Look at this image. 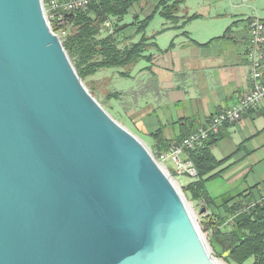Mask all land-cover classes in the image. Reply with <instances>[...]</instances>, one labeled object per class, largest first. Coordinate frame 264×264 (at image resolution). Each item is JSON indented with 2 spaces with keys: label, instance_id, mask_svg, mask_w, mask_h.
Instances as JSON below:
<instances>
[{
  "label": "water",
  "instance_id": "obj_1",
  "mask_svg": "<svg viewBox=\"0 0 264 264\" xmlns=\"http://www.w3.org/2000/svg\"><path fill=\"white\" fill-rule=\"evenodd\" d=\"M217 260L148 145L87 89L43 1L0 0V264Z\"/></svg>",
  "mask_w": 264,
  "mask_h": 264
},
{
  "label": "crops",
  "instance_id": "obj_2",
  "mask_svg": "<svg viewBox=\"0 0 264 264\" xmlns=\"http://www.w3.org/2000/svg\"><path fill=\"white\" fill-rule=\"evenodd\" d=\"M158 2L140 0L134 16L142 18L143 14L154 12ZM171 3L180 4L179 23L166 20L168 25L163 32L157 37H148L150 46L146 55L152 58L142 63L140 69L136 68V74L131 71V78L143 83V95L141 101L136 99L127 115L131 114L129 118L138 133L148 137L151 141L148 146L155 150L159 148L153 134L160 131L168 144L180 141L249 92L250 23L253 19L264 20V9L251 7L248 0H242L230 13L218 14L216 18H205L197 12L189 15L185 0ZM244 7L250 11L239 10ZM193 16L184 29L179 28L184 20ZM123 35L129 44L134 43L133 32L126 30ZM154 77L156 89L146 92L144 86ZM263 109L248 113L238 124L225 125L217 135L219 141L213 155L224 163L215 172L219 175L207 183L208 193L215 203L196 202L204 207V222L225 216L224 199L244 194V198L249 195L254 201L262 196ZM190 182L192 180L185 184Z\"/></svg>",
  "mask_w": 264,
  "mask_h": 264
},
{
  "label": "trees",
  "instance_id": "obj_3",
  "mask_svg": "<svg viewBox=\"0 0 264 264\" xmlns=\"http://www.w3.org/2000/svg\"><path fill=\"white\" fill-rule=\"evenodd\" d=\"M171 1L159 0L153 14L144 20L135 17L136 20L132 24L121 23L140 0H103L99 4L91 5L86 11L66 15L67 35L62 38L63 46L83 82L103 69L134 68L140 62L150 60L152 56L146 55L150 39L145 36L144 31L156 13L171 23H179L177 14L180 4ZM193 18L194 16L184 20L179 28L184 29ZM130 26H135L136 34L141 33L143 36L138 42L121 47L119 37ZM52 28L54 32H58L56 25H52ZM130 71L120 75L122 78H129ZM156 84L154 77L144 86L146 92H153ZM142 95L143 90L139 93L115 91L112 98L120 100L124 97L127 113ZM92 96L95 97L93 94ZM127 98L134 99V103H128ZM152 137L157 141L156 146L159 148L152 149L155 156L167 152L174 144H168L160 131ZM218 141L219 138L213 136L196 150L186 152V159L194 164L198 176L183 186V192L194 203H215L208 193L207 183L219 175L215 172L224 163L219 162L213 155V148ZM243 195L222 200L225 216H219L216 221L207 219L204 222L205 231L210 236V246L215 256L228 264H264V204L249 209L247 207L252 200L249 195L245 198Z\"/></svg>",
  "mask_w": 264,
  "mask_h": 264
},
{
  "label": "built area",
  "instance_id": "obj_4",
  "mask_svg": "<svg viewBox=\"0 0 264 264\" xmlns=\"http://www.w3.org/2000/svg\"><path fill=\"white\" fill-rule=\"evenodd\" d=\"M48 22L58 27L55 32L61 39L66 37V15L86 11L91 5L103 0H42ZM110 26V24H108ZM53 29V28H52ZM248 60L251 69L250 89L231 107L222 109L211 116L196 131L175 142L167 152L155 156L158 164L173 177H186L194 181L198 172L194 164L186 159L187 151H194L211 137L219 135L221 129L228 124H238L250 112L263 109L264 102V20L253 19L250 23V40ZM264 110V109H263ZM176 183V182H175ZM264 204L262 196L251 202L247 208Z\"/></svg>",
  "mask_w": 264,
  "mask_h": 264
},
{
  "label": "rangeland",
  "instance_id": "obj_5",
  "mask_svg": "<svg viewBox=\"0 0 264 264\" xmlns=\"http://www.w3.org/2000/svg\"><path fill=\"white\" fill-rule=\"evenodd\" d=\"M186 8L189 13V15H192L193 13H202L205 18H216L218 14H224L225 12L230 13L233 9V6L242 4V0H185ZM248 4L253 8L258 9H264V0H248ZM139 5V4H138ZM137 6V5H136ZM136 6L133 7L131 12L125 17L123 24H130L132 22H135V16L134 13L136 12ZM239 10H244V12H249L250 10H247L246 7L241 8ZM154 12H150L147 15L143 14L141 20L149 16V14H153ZM140 16V15H139ZM189 18V17H188ZM168 25L165 18H163L159 13H156L153 18L149 20L148 26L144 31V34L146 37H152L157 35L160 32H163ZM129 32H133L134 39L133 42H138L141 37L143 36L141 33L136 34L137 29L135 26H130L129 29H127ZM131 37V36H130ZM119 41L121 44L124 43V45L128 44L129 41L125 39L124 35L119 37ZM145 61L140 62L136 67H129V68H113V69H103L99 71L97 74L92 75L84 80V84L86 85L87 89L92 92V94L95 96V99L104 107L107 108L106 110L110 113V115L118 121L121 125L126 127L131 133L134 135L140 137L147 145H150V139L144 135H140L133 125L132 120L130 119L131 114H129V117L126 113V102L122 99H113L112 95L115 91H123L125 93H129L131 91L140 92L143 90L142 85L143 83L141 81H137L135 79L129 78H122L120 73L122 72H128L132 71L135 74V69H140L142 63ZM130 71V73H131ZM131 75V74H130ZM143 98V97H142ZM139 101L140 99L139 96ZM128 103H134V99L130 100L127 98ZM132 101V102H131ZM129 105V104H128ZM129 110V109H128ZM150 148V146H148ZM151 149V148H150ZM152 151V149H151ZM153 153V152H152ZM155 156V155H154ZM190 178L186 177H173V181L176 182L177 187L182 190L183 192V186H185L187 181H190ZM184 193V192H183ZM187 198V197H186ZM187 201L189 202L190 209L193 212V215L195 217V221L201 231V233L204 235L205 241L209 245V251L212 257L215 259H218L219 261L223 262L224 264H228L226 261H224L221 258H218L215 256L211 246H210V236L205 231V215L202 214V211L204 210V207L201 206L198 203H194L190 201L187 198ZM247 264H251L247 263Z\"/></svg>",
  "mask_w": 264,
  "mask_h": 264
},
{
  "label": "bare ground",
  "instance_id": "obj_6",
  "mask_svg": "<svg viewBox=\"0 0 264 264\" xmlns=\"http://www.w3.org/2000/svg\"><path fill=\"white\" fill-rule=\"evenodd\" d=\"M190 206H191V205L189 204V207H190ZM192 213H193V212H192ZM193 216H194V215H193ZM194 218H195V217H194ZM216 263H217V264H224L223 262H221V261H219V260H217Z\"/></svg>",
  "mask_w": 264,
  "mask_h": 264
}]
</instances>
